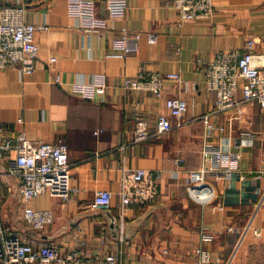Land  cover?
<instances>
[{"label":"crops","instance_id":"0c3cea01","mask_svg":"<svg viewBox=\"0 0 264 264\" xmlns=\"http://www.w3.org/2000/svg\"><path fill=\"white\" fill-rule=\"evenodd\" d=\"M70 0H0L26 7L25 20L44 26L35 33L39 53L35 70L23 74L17 66L0 70V145L23 134L41 143L68 146L72 184L68 202L42 194L31 206L52 210L53 223L43 232L29 231L36 245L82 248L116 264H264V207L254 226L262 237L248 234L236 249L239 233L249 221L264 189L259 172L264 160V108L253 102L210 116L208 128L200 116L212 112L216 95L206 86V70L220 52L246 50L255 40V53L264 57V0H214L209 21L180 24L171 0H126L124 16L110 18L106 0H94L101 28H90L74 15ZM125 32L142 33L138 52L122 56L117 42ZM157 34L150 44L146 34ZM55 58V62H51ZM177 73L180 82L166 81L164 97L188 102L183 124L170 132L135 142L136 118L144 117L150 131L159 114H169L164 98L122 87L125 77L139 73ZM103 83L105 94L94 100L74 92L76 84ZM240 98V93L237 94ZM243 133L251 140L239 150V167L230 176L220 172L215 156ZM205 151L208 157H205ZM15 150L0 155V213L22 208L21 177L11 174ZM160 171L156 198L131 205L120 216L124 170ZM209 169L215 201L203 205L187 191L190 173ZM98 190L114 193L111 207L93 210ZM14 207V208H15ZM211 240H204V235Z\"/></svg>","mask_w":264,"mask_h":264},{"label":"built area","instance_id":"2783aa9c","mask_svg":"<svg viewBox=\"0 0 264 264\" xmlns=\"http://www.w3.org/2000/svg\"><path fill=\"white\" fill-rule=\"evenodd\" d=\"M170 6L178 13L180 24L193 21H209L215 13L214 0H171ZM69 7L74 15L85 19L86 26L101 28L105 21L95 16L94 0H70ZM106 8L110 18L124 16L128 10L126 0H106ZM26 7L20 5H4L0 3V70L17 66L23 74H31L35 70L39 46L35 41V33L44 26H37L25 20ZM150 44L158 41L157 34H146ZM142 33L125 32L117 42L122 50V56H132L138 52L137 44ZM255 40L248 41L246 50L240 52H220L209 63L206 70V86L216 95L212 112L198 117L212 128L210 116L239 108L243 104L258 102L264 108V57L255 53ZM51 58V62H55ZM177 73L146 74L139 73L135 77H125L122 87L129 90H141L151 93L158 99L164 98L165 107L169 114H159L154 121L156 132L150 131L149 122L142 116L136 118L134 131L135 142H143L157 138L174 127L183 124V117L188 111V102L181 97H164L166 81L180 82ZM74 92L81 97L94 100L98 95L105 94L103 83L76 84ZM241 97L238 98L237 94ZM240 143L233 144V150L228 147L219 151L216 162L220 173L230 177L239 167V150L249 142L252 134L243 133ZM15 150L12 174L21 177L20 195L22 200L21 219L32 232H43L54 221L52 210H37L31 204L42 194L58 197L64 202L71 200L76 188L72 184L71 165L68 146L64 142L41 143L27 139L20 134L15 139L6 138L0 145L2 152ZM205 157L208 152L205 151ZM259 172L264 176V160ZM3 173V172H0ZM209 169L202 168L190 173L187 191L190 198L203 205L215 201V190L209 183ZM160 171L152 172L147 169L124 170L120 197V216H125L131 205H142L152 201L159 192ZM114 193L110 190H98L90 203L93 210L111 207ZM264 207V189L259 197L247 224L241 229L230 228L239 233L236 249L240 248L248 234L255 238L262 237V231L254 226L258 212ZM204 240L213 236L204 235ZM0 264H116L112 254L104 259L88 251L75 247L62 250L54 244L36 245L33 238L9 232L3 225L0 213ZM228 264H231L229 262Z\"/></svg>","mask_w":264,"mask_h":264},{"label":"rangeland","instance_id":"374dc122","mask_svg":"<svg viewBox=\"0 0 264 264\" xmlns=\"http://www.w3.org/2000/svg\"><path fill=\"white\" fill-rule=\"evenodd\" d=\"M14 207L10 209L9 212H6L8 223L4 224L9 232H13L17 235H23L27 232L29 227L21 219L22 208L20 207V209H17V206L15 208Z\"/></svg>","mask_w":264,"mask_h":264}]
</instances>
